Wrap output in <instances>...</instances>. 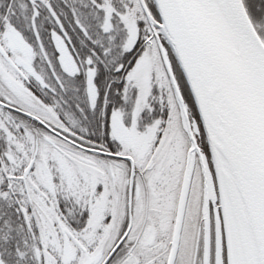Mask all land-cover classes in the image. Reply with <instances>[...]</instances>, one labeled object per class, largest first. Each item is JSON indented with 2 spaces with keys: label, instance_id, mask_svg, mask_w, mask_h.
Returning a JSON list of instances; mask_svg holds the SVG:
<instances>
[{
  "label": "snow or ice",
  "instance_id": "1",
  "mask_svg": "<svg viewBox=\"0 0 264 264\" xmlns=\"http://www.w3.org/2000/svg\"><path fill=\"white\" fill-rule=\"evenodd\" d=\"M0 264H264V0H0Z\"/></svg>",
  "mask_w": 264,
  "mask_h": 264
}]
</instances>
